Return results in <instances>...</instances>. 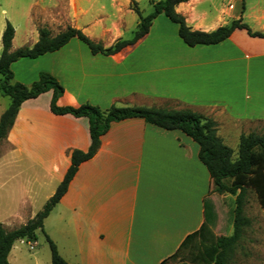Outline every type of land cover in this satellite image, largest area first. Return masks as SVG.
<instances>
[{
    "label": "crops",
    "instance_id": "obj_1",
    "mask_svg": "<svg viewBox=\"0 0 264 264\" xmlns=\"http://www.w3.org/2000/svg\"><path fill=\"white\" fill-rule=\"evenodd\" d=\"M142 2L30 0L20 8L14 1L11 7L16 3L17 9L11 15L3 11L0 56L7 23L14 29L12 51L33 47L39 26L53 36L72 27L105 48L130 40L126 36L134 35L140 22L133 5L145 17ZM150 4L153 10V0ZM175 11L191 31L211 33L242 20L264 34V0H188ZM11 69L14 82L26 86L41 72L55 77L64 89L57 102L61 107L190 110L216 122L225 145L243 134H264V38L246 30H235L216 45L189 47L178 25L159 15L148 35L114 55H94L72 39L54 53L21 59ZM52 96L48 91L25 101L5 140L10 149L0 157V176L9 169V181L0 185V205L10 211L3 225L33 219L63 182L72 152L89 150L88 120L55 115ZM199 150L179 130L140 118L112 123L97 153L81 163L44 221L45 228L54 213L48 234L59 254L68 264H162L176 254L206 221L211 178ZM212 205L215 233L221 219ZM232 233L233 224L228 236Z\"/></svg>",
    "mask_w": 264,
    "mask_h": 264
},
{
    "label": "trees",
    "instance_id": "obj_2",
    "mask_svg": "<svg viewBox=\"0 0 264 264\" xmlns=\"http://www.w3.org/2000/svg\"><path fill=\"white\" fill-rule=\"evenodd\" d=\"M188 0H159L153 4V11L143 17L137 10L140 22L130 40H119L111 47L95 43L80 30L67 27L58 35L53 36L46 27H38L39 40L31 48L23 47L12 51L14 29L7 23L3 34V49L0 56V90L3 96L10 99V105L0 117V143L7 140L21 105L30 99L52 91L50 110L55 115H72L75 118H86L89 122L91 144L87 152L73 151L71 166L63 182L44 208L18 229L7 231L0 223V264H10L8 257L16 242L26 240L36 242L37 231H44V221L66 193L69 183L75 176L81 163L91 159L98 151L101 137L109 130L110 125L126 119L140 118L159 128L179 130L195 141L199 150V159L207 168L211 178V193H227L235 197L233 210V233L230 236H216L213 231L216 220L213 205L205 202L206 221L201 229L189 235L179 247L176 254L165 260L168 264L177 260L186 252L189 262L180 264H231L235 251L243 236L244 228L250 225L244 216L246 193L252 190L264 212V134L252 132L243 134L239 139L238 157L234 159V150L225 145L217 135V124L190 110H165L147 107H116L101 110L92 105L78 108L61 107L57 104L64 89L57 79L46 72L39 74L38 81L31 86L14 82L11 66L21 59H37L43 55L54 53L63 48L70 40L78 39L90 49L91 53L114 55L124 48L135 44L149 34L153 21L159 16H166L178 25L180 39L189 47L198 45H216L228 39L235 30H246L251 37L264 38V34L253 32L242 20L233 21L214 32L205 33L191 31L185 18L175 11V6ZM211 212V221L208 220ZM46 235L51 250V264H68L59 254L56 244Z\"/></svg>",
    "mask_w": 264,
    "mask_h": 264
},
{
    "label": "rangeland",
    "instance_id": "obj_3",
    "mask_svg": "<svg viewBox=\"0 0 264 264\" xmlns=\"http://www.w3.org/2000/svg\"><path fill=\"white\" fill-rule=\"evenodd\" d=\"M16 1L18 7L22 8L26 6L30 0H0V30L6 20L4 18L3 11H6V15H11L12 11L17 9L15 4L11 7V4ZM158 0H153V4ZM135 11L138 10L136 4L133 5ZM141 10L146 17L152 13V6L150 0H143L141 4ZM17 25L23 27V21L17 19ZM21 27V28H22ZM133 33L126 36L127 39L133 38ZM0 52H1V36H0ZM2 78L0 77V83ZM10 105V99L2 95L0 90V111L6 109ZM234 150V159L238 157L239 138L237 141H231L226 144ZM10 146L5 141L0 143V157L8 152ZM9 169L1 172L0 185L2 183L8 184L9 181ZM210 203L214 204L217 215L221 219L220 226L215 231L216 236H228L233 224V210L235 208V197L227 193L218 194L211 193ZM1 204V203H0ZM44 208V207H43ZM41 208V210L43 209ZM40 210V211H41ZM9 209L3 205H0V223L8 217ZM38 211V213L40 212ZM55 212V211H54ZM208 220L211 221L212 214L208 211ZM244 216L249 219L250 225L244 228L243 236L232 258L231 264H258L261 262L264 264V212L258 203L255 193L252 190H248L246 193L244 203ZM54 222V213L45 222V228L42 231H37L36 242H27L26 240H20L15 243L13 249L9 255L10 264H51V250L49 243L47 242L46 235L48 231L52 230ZM25 225V224H24ZM20 222L16 220H7V224L4 225L7 231H12L21 227ZM180 260H175L178 264L180 262H189L190 258L186 252L180 255Z\"/></svg>",
    "mask_w": 264,
    "mask_h": 264
}]
</instances>
